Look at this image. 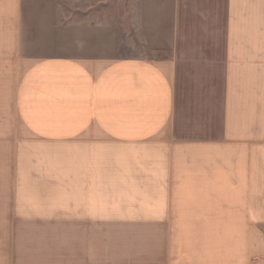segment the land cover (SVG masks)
Segmentation results:
<instances>
[{
	"label": "crops",
	"instance_id": "obj_1",
	"mask_svg": "<svg viewBox=\"0 0 264 264\" xmlns=\"http://www.w3.org/2000/svg\"><path fill=\"white\" fill-rule=\"evenodd\" d=\"M0 264H264V0H0Z\"/></svg>",
	"mask_w": 264,
	"mask_h": 264
}]
</instances>
